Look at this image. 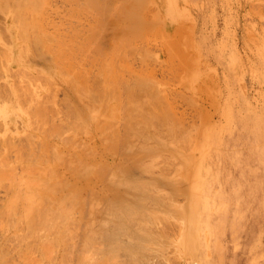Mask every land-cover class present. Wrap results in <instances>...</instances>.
<instances>
[{"label":"rangeland","instance_id":"374dc122","mask_svg":"<svg viewBox=\"0 0 264 264\" xmlns=\"http://www.w3.org/2000/svg\"><path fill=\"white\" fill-rule=\"evenodd\" d=\"M0 47V264H264V0H0Z\"/></svg>","mask_w":264,"mask_h":264},{"label":"bare ground","instance_id":"6f19581e","mask_svg":"<svg viewBox=\"0 0 264 264\" xmlns=\"http://www.w3.org/2000/svg\"><path fill=\"white\" fill-rule=\"evenodd\" d=\"M5 1H7V0H5ZM9 1H11V0H9ZM14 1H15V0H14ZM25 1H26V0H25ZM37 1H38V0H37ZM33 2H34V1H33ZM23 3H25V2H23ZM34 3H35V2H34ZM37 3H38V2H37ZM4 4H6V3H4ZM7 4H8V3H7ZM26 4H27V3H26ZM18 5H19V4H18ZM23 5H24V4H23ZM23 5H22V6H23ZM39 5H40V4H39ZM9 6H10V5H9ZM15 6H16V5H15ZM20 6H21V5H20ZM25 6H26V5H25ZM37 6H38V5H37ZM11 7H13V6H11ZM40 7H41V6H40ZM15 8H16V7H15ZM18 8H19V7H18ZM35 8H36V7H35ZM2 9H3V8H2ZM12 9H13V8H12ZM13 10H14V9H13ZM31 11H32V10H31ZM13 12H14V11H13ZM17 13H18V12H17ZM28 13H29V12H28ZM28 13H27V14H28ZM21 16L23 17V15H21ZM37 17H38V16H37ZM22 19H23V18H22ZM20 21H21V20H20ZM23 21H24V20H23ZM23 21H22V22H23ZM29 22H30V21H29ZM28 26H29V25H28ZM31 29H32V27H31ZM31 34H32V33H31ZM33 34H34V33H33ZM20 36H21V35H20ZM28 36H29V35H28ZM6 38H7V37H6ZM0 48H1V47H0ZM2 53H3V55H4V52H2ZM6 56H7V55H6ZM6 56H5V57H6ZM1 57H2V56H1ZM3 58H4V56H3ZM3 58H2V59H3ZM7 58H8V57H7ZM5 59H6V58H5ZM8 60H9V58H8ZM3 65H4V64H3ZM58 66H59V65H58ZM0 71H1V70H0ZM17 72H18V71H17ZM30 74H31V73H30ZM67 74H68V73H67ZM21 75H22V73H21ZM68 75H69V74H68ZM45 79H46V78H45ZM70 79H71V77H70ZM71 80H72V79H71ZM26 82H27V81H26ZM73 83H74V82H73ZM12 84H13V83H12ZM27 84H28V83H27ZM34 84H35V83H34ZM142 85H143V84H142ZM142 85L140 84V86H142ZM22 86H23V85H22ZM24 86H25V85H24ZM143 86L145 87L146 85H143ZM14 87H15V86H14ZM146 87H147V86H146ZM22 88H23V87H22ZM141 88H142V87H141ZM141 88H140V89H141ZM83 89H84V88H83ZM146 89H147V88H146ZM14 90H15V89H14ZM26 90H27V89H26ZM30 90H31V89H30ZM30 90H29V91H30ZM155 91H156V90H155ZM7 92H8V91H7ZM22 92H23V91H22ZM82 92H83V91H82ZM150 92H151V91H150ZM152 92H153V91H152ZM3 93H4V90H3ZM146 93L149 94V92H147V90H146ZM1 94H2V93H1ZM150 94H151V93H150ZM153 94H154V93H153ZM33 95H34V94H33ZM33 95H32V96H33ZM44 95H45V94H44ZM0 96H1V95H0ZM7 96H8V95H7ZM18 96H19V95H18ZM138 96H139V95H138ZM144 96H145V94H144ZM154 96H155V95H154ZM152 97H153V96H152ZM17 98H18V97H17ZM45 98H46V97H45ZM130 98H131V97H130ZM142 98H143V97H142ZM150 98H151V96H150ZM153 99H154V98H153ZM45 100H46V99H45ZM65 100H66V99H65ZM133 100H134V99H133ZM147 100H148V99H147ZM151 100H152V99H151ZM46 101H47V100H46ZM102 101H103V100H102ZM34 102H35V101H34ZM151 102H153V101H151ZM19 103H20V102H19ZM35 103H36V102H35ZM153 103H154V102H153ZM41 104H42V103H41ZM129 104H130V103H129ZM149 104H150V103H149ZM52 105H53V104H52ZM52 105H51V106H52ZM145 105H146V104H145ZM146 106H147V105H146ZM129 107H130V106H129ZM149 107H150V106H149ZM35 108H36V107H35ZM95 108H96V107H95ZM130 108H131V107H130ZM135 109H136V108H135ZM147 109H148V108H147ZM47 110H48V109H47ZM27 111H28V110H27ZM134 111H135V110H134ZM137 111H138V110H137ZM128 112H130V111H128ZM138 112H139V111H138ZM148 112H149V110H148ZM150 112H151V111H150ZM65 113H66V112H65ZM30 114H31V113H30ZM35 114H37V113H35ZM38 114H39V113H38ZM131 114H132V113H131ZM140 114H141V113H140ZM44 115H45V114H44ZM134 115H135V114H134ZM138 115H139V114H138ZM140 117H141V115H140ZM31 118H32V117H31ZM153 118H154V117H153ZM160 118H161V117H160ZM168 118H169V117H168ZM136 119H137V118H136ZM164 119H165V118H164ZM33 120H34V119H33ZM39 120H40V117H39ZM144 120H145V119H144ZM168 120H169V119H168ZM148 121H149V120H148ZM30 122H31V121H30ZM45 122H46V121H45ZM50 122H51V121H50ZM138 122H139V121H138ZM140 122H141V121H140ZM146 122H147V121H146ZM164 122H167V121H164ZM168 122H169V121H168ZM142 123H143V122H142ZM39 124H40V123H39ZM138 124H139V123H138ZM143 124H144V123H143ZM149 124H150V123H149ZM165 124H166V123H165ZM135 125H136V124H135ZM130 126H131V125H130ZM133 126H134V125H133ZM152 126H153V125H152ZM165 126H166V125H165ZM171 126H172V125H171ZM75 127H76V126H75ZM136 127H137V126H136ZM157 127H158V126H157ZM51 128H52V127H51ZM77 128H78V127H77ZM171 128H172V127H171ZM32 129H33V128H32ZM37 129H38V128H37ZM75 129H76V128H75ZM131 129H132V127H131ZM185 129H186V128H185ZM44 130H45V129H44ZM77 130H78V129H77ZM190 130H191V129H190ZM51 131H52V130H51ZM56 131H57V130H56ZM56 131H55V132H56ZM161 131H162V130H161ZM79 132H80V131H79ZM132 132H133V131H132ZM145 132H147V131H145ZM148 132H149V130H148ZM158 132H159V131H158ZM42 133H43V132H42ZM87 133H88V132H87ZM87 133H85V134L87 135ZM153 133H154V132H153ZM163 133H164V132H163ZM172 133H173V132H172ZM88 134H90V133H88ZM133 134H134V133H133ZM141 134H142V133H141ZM150 134H151V133H150ZM160 134H161V133H160ZM83 135H84V134H83ZM148 135H149V133H148ZM153 135H155V134H153ZM50 136H51V135H50ZM123 136H124V135H123ZM142 136H143V135H142ZM144 136H145V135H144ZM157 136H158V135H157ZM193 136H194V135H193ZM48 137H49V136H48ZM132 137H133V136H132ZM140 137H141V136H140ZM146 137H148V136L146 135ZM146 137H145V138H146ZM79 138H80V137H79ZM86 138H87V137H86ZM133 138H134V137H133ZM156 138H157V137H156ZM150 139H151V138H150ZM77 140H78V139H77ZM79 140H81V139H79ZM79 140H78V141H79ZM82 140H83V139H82ZM130 140H131V139H130ZM130 140H129V141H130ZM148 140H149V139H148ZM183 140H184V139H183ZM64 141H65V140H64ZM69 141H70V139H69ZM71 141H73V140H71ZM127 141H128V140H127ZM67 142H68V141H67ZM76 142H77V141H76ZM81 142H82V141H81ZM85 142H86V141H85ZM82 143H83V142H82ZM130 143H132V142H130ZM173 143H174V142H173ZM182 143H183V142H182ZM6 144H7V143H6ZM78 144H79V143H78ZM84 144H85V143H84ZM176 144H177V143H176ZM179 144H180V143H179ZM183 144H184V143H183ZM3 145H4V144H3ZM115 145H116V144H115ZM115 145H113V146L115 147ZM143 145H144V144H143ZM143 145H142V146H143ZM184 145H185V144H184ZM6 146H7V145H6ZM41 146H42V145H41ZM116 146H117V145H116ZM140 146H141V145H140ZM140 146L138 145V148H140ZM144 146H146V145H144ZM147 146H148V145H147ZM149 146H151V145H149ZM159 146H160V145H159ZM76 147H77V146H76ZM80 147H82L81 144H80ZM80 147H79V149H81ZM136 147H137V146H136ZM153 147H154V146H153ZM165 147H166V146H165ZM168 147H169V146H168ZM179 147H180V146H179ZM11 148H12V147H11ZM68 148H69V147H68ZM83 148H84V147H83ZM138 148H137V149H138ZM149 148H150V147H149ZM154 148H155V147H154ZM156 148H158L157 145H156ZM175 148H176V147H175ZM87 149H88V148H87ZM114 149L117 150V147H115ZM144 149H145V148H144ZM177 149H178V147H177ZM88 150H89V149H88ZM131 150H133V149H131ZM155 150H158V149H155ZM66 151H67V150H66ZM107 151H108V150H107ZM109 151H110V150H109ZM119 151H120V150H119ZM185 151H186V149H185ZM185 151H184V152H185ZM51 152H52V151H51ZM73 152H74V151H73ZM79 152H80V151H79ZM85 152H86V151H85ZM103 152H104V151H103ZM53 153H54V152H53ZM53 153H52V154H53ZM69 153H70V152H69ZM69 153H68V154H69ZM92 153H94V151H93ZM112 153H113V152H112ZM116 153H117V152H116ZM129 153H130V152H129ZM70 154H72V152H71ZM74 154H76V153H74ZM82 154H83V151H82ZM127 154H128V152H127ZM172 154H173V152H172ZM172 154H171V155H172ZM2 155H3V154H2ZM60 155H61V154H60ZM62 155H63V154H62ZM76 155H77V154H76ZM85 155H86V154H84V156H85ZM89 155H91V153H90ZM173 155H174V154H173ZM21 156H22V155H21ZM64 156H65V155H64ZM81 156H82V155H81ZM86 156H88V155H86ZM156 156H157V155H156ZM51 157H52V156H51ZM53 157H54V156H53ZM58 157H59V156H58ZM58 157L56 156V159H57ZM62 157H63V156H61V159H63ZM66 157H67V155H66ZM68 157H69V155H68ZM76 157H77V156H76ZM54 158H55V157H54ZM77 158H78V157H77ZM68 159H70V158H68ZM175 159H176V158H175ZM178 159H179V158H178ZM24 160H25V159H24ZM44 160H45V159H44ZM151 160H152V159H151ZM45 161H46V160H45ZM51 161H52V160H51ZM56 161H57V160H56ZM59 161H60V160H58V162H59ZM5 162H6V161H5ZM67 162H68V161H67ZM92 162H93V161H92ZM85 163H86V162H85ZM88 163H89V162H88ZM88 163H87V164H88ZM4 164H5V163H4ZM4 164H3V165H4ZM7 164H8V163H7ZM72 164H73V163H72ZM75 164H76V163H75ZM99 164H100V163H99ZM127 164H128V163H127ZM151 164H152V163H151ZM33 165H34V164H33ZM68 165H69V164H68ZM97 165H98V164H97ZM80 166H81V165H80ZM80 166H79V168H80ZM82 166H84V165H82ZM105 166H106V165H105ZM24 167H25V165H24ZM138 167H139V165H138ZM11 168H12V167H11ZM27 168H28V167H27ZM72 168H73V166H72ZM82 168H83V167H82ZM33 169H34V168H33ZM35 169H36V168H35ZM52 169H53V168H52ZM99 169H100V168H99ZM145 169H146V168H145ZM171 169H172V168H171ZM9 170H10V169H9ZM28 170L30 171V169H28ZM37 170H38V167H37ZM39 170H40V169H39ZM82 170H84V169H82ZM105 170H106V169H105ZM42 171H43V172H42L41 174L43 175V173H44L45 170H42ZM46 171H48V170H46ZM77 171H78V170H77ZM85 171H86V170H85ZM85 171H84V172H85ZM97 171H99V170H97ZM146 171H147V170H146ZM23 172H24V171H23ZM23 172H22V173H23ZM34 172H35V171H34ZM2 173H3V172H2ZM20 173H21V172H20ZM25 173H26V172H25ZM48 173H49V172H48ZM52 173H53V172H52ZM74 173H75V172H74ZM78 173H79V172H78ZM86 173H87V172H86ZM105 173H106V172H105ZM176 173H177V172H176ZM11 174H13V173H11ZM30 174H31V172H30ZM38 174H39V173H38ZM88 174H89V173H88ZM98 174H101V173H98ZM102 174H103V173H102ZM0 175H1V174H0ZM17 175H18V174H17ZM83 175H84V174H83ZM76 176H77V175H76ZM106 176H107V175H106ZM168 177H169V176H168ZM1 178H2V177H1ZM16 178H17V176H16ZM18 178H19V177H18ZM19 179H21V178H19ZM19 179H18L17 181H19ZM26 179H27V177H26ZM26 179H25V180H26ZM31 179H33V178H31ZM31 179H30V182H29L30 184H32V183H31ZM48 179H49V178H48ZM71 179H72V178H71ZM96 179H97V178H96ZM38 180H39V179H38ZM38 180L36 179V181H38ZM116 180H118V179H116ZM119 180H120V179H119ZM14 181H15V180H14ZM32 181H33V180H32ZM36 181H35V182H36ZM47 181H48V180H47ZM62 181H64V180H62ZM65 181H66V180H65ZM67 181H68V180H67ZM67 181H66V182H67ZM5 182H6V181H5ZM20 182H21V180H20ZM23 182H25V181L23 180ZM26 182H27V181H26ZM33 182H34V181H33ZM35 182H34V184H37V182H36V183H35ZM56 182H57V181H56ZM60 182H61V181H59V183H60ZM66 182H65V183H66ZM14 183H15V182H14ZM67 183H69V182H67ZM18 184H19V183H18ZM20 184H21V183H20ZM45 184H46V183H45ZM87 184H88V183H87ZM115 184H116V183H115ZM6 185H7V184H6ZM24 185H25V184H24ZM53 185H54V184H52V188H53ZM61 185H62V184H61ZM110 185H111V184H110ZM21 186H22V185H21ZM32 186H33V184H32ZM39 186H40V185H39ZM46 186H47V184H46ZM46 186H45V187H46ZM62 186H63V185H62ZM65 186H66V185H65ZM108 186H109V185H108ZM115 186H116V185H115ZM115 186H114V187H115ZM33 187H34V186H33ZM35 187H36V186H35ZM49 187L51 188V185H50ZM49 187L47 188V190L49 189ZM104 187H105V186H104ZM119 187H120V186H119ZM27 188H29V187H27ZM62 188H63V187H62ZM111 188H112V187H111ZM121 188H122V186H121ZM53 189H54V188H53ZM107 189H108V188H107ZM150 189H152V188H150ZM55 190H56V189H55ZM123 190H124V189H123ZM153 190H154V189H153ZM50 191H52V190H50ZM109 192H110V190H109ZM122 192H123V191H122ZM128 192H129V191H128ZM128 192H126V194H127ZM130 192H132V190H130ZM13 193H14V192H13ZM21 193H23V192H21ZM25 193H26V192H25ZM55 193H56V192H55ZM57 193H58V192H57ZM65 193H66V192H65ZM81 193H82V192H81ZM116 193H117V192H116ZM134 193H135V192H134ZM28 194H29V193H28ZM28 194H26V195L28 196ZM30 194H31V193H30ZM75 194H76V193H75ZM75 194H74V195H75ZM12 195H13V194H12ZM16 195L18 196V193H17ZM23 195H24V193L22 194V196H23ZM62 195H63V194H62ZM67 195H69V194H67ZM67 195H66V196H67ZM112 195H113V194H112ZM130 195H131V194H130ZM30 196H31V199H32V195H30ZM120 196H121V195H120ZM150 196H151V195H150ZM150 196H149V197H150ZM28 197H29V196H28ZM44 197H45V196H44ZM46 197H47V196H46ZM46 197H45V198H46ZM57 197H58V196H57ZM62 197H63V196H62ZM62 197H60V198H62ZM113 197H114V196H113ZM115 197H116V196H115ZM118 197H119V196H118ZM125 197H126V196H125ZM152 197H153V196H151V198H152ZM16 198H17V197H16ZM16 198H15V199H16ZM38 198H39V197H38ZM47 198H48V197H47ZM55 198H56V197H55ZM129 198H130V197H129ZM28 199H29V198H28ZM23 200H24V198H23ZM25 200H26V198H25ZM29 200H30V199H29ZM63 200H64V199H63ZM68 200H69V199H68ZM149 200H150V199H149ZM16 201H17V200H16ZM39 201H41V200H39ZM48 201H49V200H48ZM55 201H56V200H55ZM134 201H135V200H134ZM12 202H13V200H12ZM26 202H27V201H26ZM36 202H37V201H36ZM58 202H59V201H57V203H58ZM69 202H70V201H69ZM88 202H89V201H88ZM130 202H132V201H130ZM33 203H34V202H33ZM42 203H43V202H42ZM44 203H45V202H44ZM47 203H48V202H47ZM70 203H71V202H70ZM92 203H93V202H92ZM92 203H91V204H92ZM106 203H108V202H106ZM139 203H140V201H139ZM35 204H36V203H34V205H35ZM65 204H66V203H65ZM68 204H69V203H68ZM75 204H76V203H75ZM97 204H99V203H97ZM112 204H113V202H112ZM116 204H117V203H116ZM132 204H134V203H132ZM31 205H32V204H31ZM34 205H33V206H34ZM39 205H40V204H38V206H39ZM66 205H67V204H66ZM69 205H70V204H69ZM93 205H94V204H93ZM104 205H105V204H104ZM142 205H144V204H142ZM25 206H26V204H25ZM25 206H24V208H25ZM36 206H37V205H36ZM41 206H43V205H41ZM64 206H65V205H64ZM110 206H111V205H110ZM116 206H117V205H116ZM126 206H127V205H126ZM129 206H130V205H129ZM4 207H5V206H4ZM6 207H7V206H6ZM16 207H17V205H16ZM45 207H46V206H45ZM73 207H74V206H73ZM80 207H81V206H80ZM80 207H79V209H80ZM82 207H83V206H82ZM106 207H107V205H106ZM111 207H112V206H111ZM111 207H110V208H111ZM118 207H119V206H118ZM124 207H125V206H124ZM20 208H21V207H20ZM35 208H37V207H35ZM39 208H40V207H39ZM48 208H49V207H48ZM108 208H109V207H108ZM126 208H127V207H126ZM137 208H138V207H137ZM22 209H23V208H22ZM31 209H33V208L31 207ZM61 209H63V208H61ZM65 209H66V206H65ZM98 209H99V208H98ZM103 209H104V208H103ZM112 209H113V208H112ZM119 209H121V207H120ZM122 209H123V208H122ZM130 209H131V211H133V210H132V207L129 208V210H130ZM138 209H140V208H138ZM138 209H137V210H138ZM148 209H149V208H148ZM8 210H9V209H8ZM8 210H7V211H8ZM44 210H45V209H44ZM59 210H60V208H59ZM63 210H64V209H63ZM72 210H73V209H72ZM96 210H97V209H96ZM123 210H124V209H123ZM4 211H5V210H4ZM37 211H39V210H37ZM55 211H58V209H57V210H53V212H55ZM68 211H69V209H68ZM68 211H67V212H68ZM91 211H92V210H91ZM93 211H94V210H93ZM115 211H116V210H115ZM125 211H128V210H125ZM1 212H3V211H1ZM20 212H21V210H20ZM30 212H32V211H30ZM49 212H50V211H49ZM61 212H62V211H61ZM64 212H65V211H64ZM76 212H77V211H76ZM109 212H110V211H109ZM134 212H135V210H134ZM138 212H139V211H138ZM157 212H158V211H156V213H157ZM34 213H35V211H34ZM37 213H38V212H37ZM68 213H69V212H68ZM81 213H82V212H81ZM92 213H93V212H92ZM105 213H106V212H105ZM113 213H114V211H113ZM118 213H119V212H118ZM126 213H128V212H126ZM139 213H140V212H139ZM139 213H138V214H139ZM142 213H143V211H142ZM149 213H150V212H149ZM156 213H154V214H156ZM2 214H3V213H2ZM2 214H1V215H2ZM11 214H12V213H11ZM21 214H22V213H21ZM28 214H29V213H28ZM35 214H36V213H35ZM39 214H40V213H39ZM45 214H46V212H45ZM56 214H57V213H56ZM88 214H89V213H88ZM121 214H122V213H121ZM9 215H10V212H9ZM31 215H32V214H31ZM36 215L38 216V214H36ZM36 215H35V216H36ZM40 215H41V214H40ZM40 215H39V217H40ZM52 215H53V214H52ZM57 215H60V213L57 214ZM57 215H56V217H57ZM61 215H63V214H61ZM65 215H66V214H65ZM86 215H87V214H86ZM102 215H103V214H102ZM131 215H132V214H131ZM131 215H130V217H131ZM134 215H135V214H134ZM143 215H144V214H143ZM10 216H11V215H10ZM22 216H23V215H22ZM33 216H34V215H33ZM35 216H34V218H35ZM42 216H43V215H42ZM47 216H48V215H47ZM49 216H50V215H49ZM54 216H55V215H54ZM100 216H101V215H100ZM116 216H117V215H116ZM116 216H114V217H116ZM118 216H119V215H118ZM158 216H159V215H158ZM158 216H157V217H158ZM4 217H5V216H4ZM6 217H8V216H6ZM65 217H66V216H65ZM69 217H70V215H69ZM114 217L112 216L111 218H114ZM124 217H125V216H123V218H124ZM135 217H136V216H135ZM138 217H139V216H138ZM140 217H141V216H140ZM164 217H165V216H164ZM1 218H3V217H1ZM10 218H11V217H10ZM13 218H14V217H13ZM23 218H24V216H23ZM50 218H51V217H50ZM71 218H72V217H71ZM98 218H100V217H98ZM107 218H108V217H107ZM117 218H118V217H117ZM123 218H122V219H123ZM133 218H134V217H132V220H133ZM166 218H167V217H166ZM32 219H33V218H32ZM37 219H38V218H37ZM40 219H41V218H40ZM56 219H57V218H56ZM59 219H60V217H59ZM61 219H62V218H61ZM64 219H65V218H64ZM66 219H68V218H66ZM69 219H70V218H69ZM93 219H94V218H93ZM101 219H102V218H101ZM101 219H100V220H101ZM109 219H110V217H109ZM120 219H121V218H118L117 220L120 222ZM122 219H121V220H122ZM126 219H127V218H126ZM136 219H137V218H136ZM159 219H160V216H159L158 220H159ZM9 220H10V219H9ZM35 220H36V219H35ZM45 220H46V219H45ZM50 220H51V219H50ZM53 220H54V219H53ZM53 220H52V221H53ZM71 220H72V219H71ZM73 220H74V219H73ZM96 220H97V219H96ZM110 220H111V219H110ZM132 220H131V221H132ZM149 220H150V219H149ZM10 221H11V220H10ZM30 221H31V220H30ZM40 221H42V220H40ZM47 221H48V220H47ZM58 221H60V220H58ZM65 221H66V220H65ZM107 221H108V220H107ZM123 221H124V220H123ZM154 221H155V220H154ZM161 221H162V220H161ZM13 222H14V221H13ZM43 222H44V220H43ZM73 222H74V221H73ZM76 222H77V221H76ZM99 222H100V221H99ZM99 222H98V223H99ZM102 222H104V221H102ZM112 222H113V221H112ZM125 222H126V221H125ZM127 222H128V221H127ZM159 222H160V220H159ZM95 223H96V222H95ZM115 223H116V222H115ZM115 223L113 222V224H115ZM161 223H162V222H161ZM6 224H8V223H6ZM43 224H44V223H43ZM47 224H48V223H47ZM62 224H63V223H62ZM72 224H74V223H72ZM89 224H90V222H89ZM101 224H102V223H101ZM113 224H112V225H113ZM122 224H123V223H122ZM129 224H130V223H129ZM131 224H132V223H131ZM138 224H139V223H138ZM149 224H151V223H149ZM162 224H163V223H162ZM167 224H168V223H167ZM167 224H166V225H167ZM169 224H170V223H169ZM4 225H5V224H4ZM52 225H55V224L52 223ZM59 225H60V224H59ZM65 225H66V224H65ZM76 225H77V224H76ZM99 225H100V223H99ZM99 225H98V226H99ZM105 225H106V224H105ZM105 225H104V226H105ZM107 225H109V224H107ZM118 225H119V224H118ZM152 225H153V224H152ZM159 225H160V224H159ZM5 226H6V225H5ZM8 226H10V225L8 224ZM20 226H21V225H20ZM31 226H32V225H31ZM33 226H35V224H34ZM113 226H115V225H113ZM113 226H112V227H113ZM119 226H120V225H119ZM123 226H126V225H123ZM123 226H122V227H123ZM134 226H135V225H134ZM139 226H140V225H139ZM142 226H143V225H142ZM154 226H155V225H154ZM154 226H153V227H154ZM11 227H12V226H11ZM22 227H23V226H22ZM67 227H68V226H67ZM69 227H70V226H69ZM110 227H111V226H110ZM116 227H118V226H116ZM129 227H130V226H129ZM153 227H152V228H153ZM157 227H158V226H157ZM29 228H30V227H29ZM32 228H33V227H32ZM72 228H73V226H72ZM120 228H121V227H120ZM131 228H132V227H131ZM0 229H1V228H0ZM3 229H4V228H3ZM26 229H27V228H26ZM48 229H49V228H48ZM59 229H60V228H59ZM62 229H63V228H62ZM64 229H66V227H65ZM64 229H63V230H64ZM68 229H69V228H68ZM112 229H113V228H112ZM133 229H134V228H133ZM135 229H136V228H135ZM145 229H146V228H145ZM27 230H28V229H27ZM35 230H36V229H35ZM49 230H51V229H49ZM55 230H56V229H55ZM129 230H130V229H129ZM161 230H162V229H161ZM32 231H33V230H32ZM38 231H39V230H38ZM42 231H43V230H42ZM45 231H46V230H45ZM64 231H65V230H64ZM106 231H107V230H106ZM113 231H114V230H113ZM118 231H119V230H118ZM132 231H133V230H132ZM137 231H138V230H137ZM149 231H150V230H149ZM43 232H44V231H43ZM88 232H89V231H88ZM88 232H87V233H88ZM108 232H110V231H108ZM111 232H112V230H111ZM119 232H120V231H119ZM123 232H124V230H123ZM34 233H35V232H34ZM36 233H37V230H36ZM55 233H56V232H55ZM77 233H78V232H77ZM85 233H86V232H85ZM87 233H86V234H87ZM163 233H164V232H163ZM8 234H9V233H8ZM29 234H30V232H29ZM37 234H38V233H37ZM41 234H42V232H41ZM45 234H46V233H45ZM48 234H49V233H48ZM65 234H66V233H65ZM86 234H85V235H86ZM90 234H91V233H90ZM108 234H109V233H108ZM117 234H118V233H117ZM133 234H134V233H133ZM14 235H15V234H14ZM16 235H18V233H17ZM19 235H20V234H19ZM24 235H25V233H24ZM32 235H33V234H32ZM66 235H67V234H66ZM129 235H131V234H129ZM159 235H160V234H159ZM5 236H6V235H5ZM11 236H12V235H11ZM25 236H26V235H25ZM25 236H24V237H25ZM27 236H28V235H27ZM27 236H26V238H27ZM36 236H37V235H36ZM43 236H44V235H43ZM63 236H64V235H63ZM90 236H91V235H90ZM18 237H19V236H18ZM34 237H35V235H34ZM34 237H33V238H34ZM41 237H42V236H41ZM87 237H88V236H87ZM87 237H86V238H87ZM91 237H92V236H91ZM135 237H136V236H135ZM135 237H134V238H135ZM158 237H159V236H158ZM6 238H7V237H6ZM6 238H5V239H6ZM22 238H23V236H22ZM29 238H30V237H29ZM37 238H38V236H37ZM44 238H45V237H44ZM97 238H98V237H97ZM99 238H100V237H99ZM126 238H127V237H126ZM136 238H137V237H136ZM7 239H8V238H7ZM10 239H11V238H10ZM16 239H18L17 236H16ZM27 239H28V238H27ZM35 239H36V238H35ZM63 239H64V238H63ZM69 239H70V238H69ZM112 239H113V238H111V241H112ZM114 239H116V238L114 237ZM20 240H21V239H20ZM24 240H25V239H24ZM31 240H33V239H31ZM60 240H61V239H60ZM67 240H68V239H67ZM96 240H97V239H96ZM128 240H129V239H128ZM155 240H156V239H155ZM40 241H41V240H40ZM134 241H135V240H134ZM138 241H139V240H138ZM32 242H33V241H32ZM45 242H46V241H45ZM107 242H108V241H107ZM115 242H116V241H115ZM25 243H26V242H25ZM99 243H100V242H99ZM108 243H109V242H108ZM28 244H29V243H28ZM31 244H32V243H31ZM33 244H36V243H33ZM37 244H38V243H37ZM43 244H45V243H43ZM46 244H47V243H46ZM50 244H51V243H50ZM82 244H83V243H82ZM84 244H85V243H84ZM90 244H91V242H90ZM102 244H103V243H102ZM120 244H121V242H120ZM131 244H132V243H131ZM131 244H130V245H131ZM147 244H148V243H147ZM157 244H158V243H157ZM140 245H141V244H140ZM1 246H2V245H1ZM25 246H26V245H25ZM33 246H34V245H33ZM42 246H43V245H42ZM44 246H45V245H44ZM133 246H134V245H133ZM157 246H158V245H157ZM16 247H17V246H16ZM27 247H29V245H28ZM84 247H85V246H84ZM47 248H49V247H47ZM65 248H66V247H65ZM94 248H95V247H94ZM126 248H128V247L126 246ZM24 249H25V248H24ZM24 249H23V250H24ZM31 249H32V247H31ZM34 249H35V248H34ZM91 249H92V248H91ZM101 249H102V248H101ZM115 249H116V248H115ZM144 249H145V248H144ZM159 249H160V248H159ZM13 250H14V249H13ZM21 250H22V249H21ZM46 250H47V249H46ZM48 250H49V249H48ZM48 250H47V252H48ZM117 250H118V248H117ZM128 250H129V249H128ZM133 250H134V249H133ZM133 250H132V251H133ZM145 250H146V249H145ZM18 251H20V250L18 249ZM32 251L34 252V250H32ZM94 251H95V250H94ZM112 251H113V250H112ZM120 251H121V250H120ZM125 251H126V250H125ZM132 251H131V252H132ZM157 251H158V250H157ZM26 252H27V251H26ZM30 252H31V251H30ZM33 252H32V253H33ZM41 252H42V251H41ZM85 252H86V251H85ZM99 252H100V251H99ZM127 252H128V251H127ZM151 252H152V251H151ZM161 252H162V251H161ZM28 253H29V252H28ZM121 253H122V252H121ZM135 253H136V252H135ZM158 253H159V252H158ZM24 254H25V252H24ZM103 254H104V253H103ZM1 255H2V254H1ZM26 255H28V254H26ZM26 255H25V256H26ZM49 255H50V254H49ZM89 255L91 256L92 254L89 253ZM112 255H113V254H112ZM142 255H143V254H142ZM18 256H19V255H18ZM29 256H30V255H29ZM29 256H28V257H29ZM35 256H36V255H34V257H35ZM78 256H79V255H78ZM126 256H127V255H126ZM133 256H134V255H133ZM140 256H141V255H140ZM51 257H52V255H51ZM88 257H89V256H88ZM118 257H119V256H118ZM26 258H27V257H26ZM36 258H37V257H36ZM46 258H47V257H46ZM89 258H90V257H89ZM126 258H127V257H126ZM6 259H7V258H6ZM28 259H29V258H28ZM65 259H66V258H65ZM75 259H76V258H75ZM80 259H81V258H80ZM87 259H88V258H87ZM93 259H94V258H93ZM105 259H106V258H105ZM116 259H117V258H116ZM143 259H144V258H143ZM143 259H142V260H143ZM36 260H37V259H36ZM60 260H61V259H60ZM60 260H59V261H60ZM95 260H96V259H95ZM101 260H102V259H101ZM121 260H122V259H121ZM121 260H120V261H121ZM127 260H128V259H127ZM134 260H135V259H134ZM134 260H133V258H132V261H134ZM22 261H23V260H22ZM28 261H29V260H28ZM81 261H82V260H81ZM85 261H86V260H85ZM97 261H98V259H97ZM129 261H130V260H129ZM132 261H131V263H133ZM144 261H148V260H147V259H144ZM1 262H2V261H1ZM8 262H9V261H8ZM51 262H52V264H53V261H51ZM60 262H61V261H60ZM62 262H63V261H62ZM91 262H92V260H91ZM127 262H128V261H127ZM140 262H141V261H140ZM140 262H139V263H140ZM4 263H5V262H4ZM4 263H3V264H4ZM14 263H16V262L14 261ZM40 263H41V262H40ZM95 263H96V262H95ZM106 263H107V262H106ZM121 263H122V262H121ZM124 263H125V262H124ZM135 263H136V261L134 262V264H135ZM142 263H144V262H142ZM149 263H150V262H149ZM154 263H155V262H154ZM1 264H2V263H1ZM8 264H10V263H8ZM36 264H37V263H36ZM41 264H42V263H41ZM59 264H60V263H59ZM62 264H63V263H62ZM75 264H76V263H75ZM80 264H81V263H80ZM93 264H94V261H93ZM102 264H103V263H102ZM145 264H147V262H146Z\"/></svg>","mask_w":264,"mask_h":264}]
</instances>
